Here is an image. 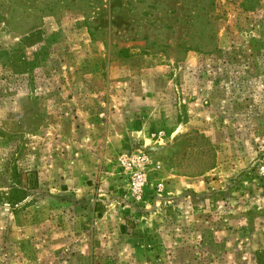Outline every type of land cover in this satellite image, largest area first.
Masks as SVG:
<instances>
[{"label": "rangeland", "instance_id": "374dc122", "mask_svg": "<svg viewBox=\"0 0 264 264\" xmlns=\"http://www.w3.org/2000/svg\"><path fill=\"white\" fill-rule=\"evenodd\" d=\"M0 264H264V0H0Z\"/></svg>", "mask_w": 264, "mask_h": 264}, {"label": "trees", "instance_id": "16d2710c", "mask_svg": "<svg viewBox=\"0 0 264 264\" xmlns=\"http://www.w3.org/2000/svg\"><path fill=\"white\" fill-rule=\"evenodd\" d=\"M20 177V175L18 176V178ZM32 182H27V185H31V187H35L36 184V178H32V180H30ZM16 184L19 185L18 187H12L10 190V196L8 197L9 202L12 205H17L19 204L21 201H23L26 197H25V192L24 190L21 189L22 187V182L20 180H18V182H16ZM25 186V185H23Z\"/></svg>", "mask_w": 264, "mask_h": 264}]
</instances>
